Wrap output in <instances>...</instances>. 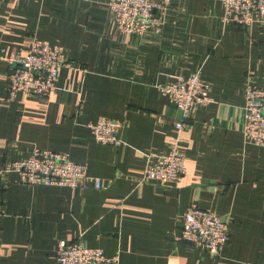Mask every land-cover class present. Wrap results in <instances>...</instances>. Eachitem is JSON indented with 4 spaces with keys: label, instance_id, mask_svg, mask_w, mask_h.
I'll list each match as a JSON object with an SVG mask.
<instances>
[{
    "label": "crops",
    "instance_id": "obj_1",
    "mask_svg": "<svg viewBox=\"0 0 264 264\" xmlns=\"http://www.w3.org/2000/svg\"><path fill=\"white\" fill-rule=\"evenodd\" d=\"M107 0H0V264H57L82 241L120 264H264V150L244 140L248 78L264 82V28L222 21L220 0H173L160 34L125 35ZM64 49L56 90L9 98L7 58L32 38ZM202 70L211 102L183 115L159 85ZM119 125L120 146L90 124ZM177 144L178 183H141ZM35 148L85 165L101 189L30 186L10 170ZM191 203L228 223L219 258L181 241Z\"/></svg>",
    "mask_w": 264,
    "mask_h": 264
},
{
    "label": "built area",
    "instance_id": "obj_2",
    "mask_svg": "<svg viewBox=\"0 0 264 264\" xmlns=\"http://www.w3.org/2000/svg\"><path fill=\"white\" fill-rule=\"evenodd\" d=\"M19 1V0H8ZM223 6L224 24H235L246 29L264 28V0H220ZM173 0H107L106 6L113 16L117 29L125 35L143 36L149 31L160 34ZM7 61L11 66L8 74L9 98L19 93L46 98L56 90L59 70L66 64L64 49L32 38L25 54L14 51ZM202 70L188 76H177L171 83L159 85L167 98L183 117L176 122L178 130L188 123L192 110L211 102V86L203 80ZM246 116L244 140L264 150V82L253 83L247 79L245 88ZM96 142L120 146L119 125L109 119L89 125ZM149 156L141 183L170 184L180 182L186 175V155L175 144L161 156ZM10 170L18 173L20 181L30 186H58L72 190L101 189L98 178L89 175L85 165L71 161L65 154L35 148L25 158L16 160ZM229 239L228 223L211 210L191 203L182 216L181 241L206 251L212 258H219ZM57 264H120V256L108 257L100 248H92L82 241L68 245L62 241L57 253Z\"/></svg>",
    "mask_w": 264,
    "mask_h": 264
},
{
    "label": "water",
    "instance_id": "obj_3",
    "mask_svg": "<svg viewBox=\"0 0 264 264\" xmlns=\"http://www.w3.org/2000/svg\"><path fill=\"white\" fill-rule=\"evenodd\" d=\"M182 115H183V112L182 111H179Z\"/></svg>",
    "mask_w": 264,
    "mask_h": 264
}]
</instances>
